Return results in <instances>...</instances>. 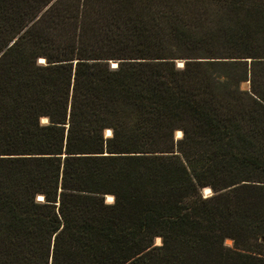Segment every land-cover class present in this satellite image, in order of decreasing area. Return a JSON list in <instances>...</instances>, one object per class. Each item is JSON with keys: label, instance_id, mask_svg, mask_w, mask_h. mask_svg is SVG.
Wrapping results in <instances>:
<instances>
[{"label": "trees", "instance_id": "16d2710c", "mask_svg": "<svg viewBox=\"0 0 264 264\" xmlns=\"http://www.w3.org/2000/svg\"><path fill=\"white\" fill-rule=\"evenodd\" d=\"M0 264H264V0H0Z\"/></svg>", "mask_w": 264, "mask_h": 264}, {"label": "rangeland", "instance_id": "374dc122", "mask_svg": "<svg viewBox=\"0 0 264 264\" xmlns=\"http://www.w3.org/2000/svg\"><path fill=\"white\" fill-rule=\"evenodd\" d=\"M239 86H240L241 89H248V88H249V81H248V80L242 81V82L240 83ZM42 121H45V119H42ZM107 134H108L107 131H105V135H107ZM180 134H181V132H180L179 134H177L176 131H175V136H176V137H179ZM208 189H209V188H208ZM209 192H210L209 190L206 192V191L203 189V193H204V194H207V193H209ZM106 197H107L106 200H107V201H110L111 197H110V196H106ZM154 242H155L156 244L160 243V237H155V238H154ZM224 243L227 244V245H231V244H232V241H231L229 238H225V239H224Z\"/></svg>", "mask_w": 264, "mask_h": 264}, {"label": "bare ground", "instance_id": "6f19581e", "mask_svg": "<svg viewBox=\"0 0 264 264\" xmlns=\"http://www.w3.org/2000/svg\"><path fill=\"white\" fill-rule=\"evenodd\" d=\"M108 132H109V131H107V133H108ZM179 133H180V131H179ZM179 133H178V134H179ZM208 190H209V189H208ZM208 190H207V191H208ZM207 191H206V192H207ZM106 198H107V197H106Z\"/></svg>", "mask_w": 264, "mask_h": 264}, {"label": "water", "instance_id": "95a60500", "mask_svg": "<svg viewBox=\"0 0 264 264\" xmlns=\"http://www.w3.org/2000/svg\"><path fill=\"white\" fill-rule=\"evenodd\" d=\"M209 191H210V189H209Z\"/></svg>", "mask_w": 264, "mask_h": 264}]
</instances>
